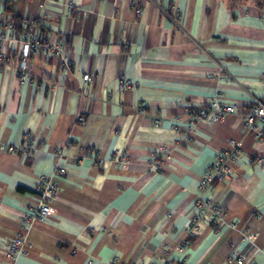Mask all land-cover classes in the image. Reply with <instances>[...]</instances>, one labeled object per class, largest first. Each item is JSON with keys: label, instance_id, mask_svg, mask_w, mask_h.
Masks as SVG:
<instances>
[{"label": "crops", "instance_id": "crops-1", "mask_svg": "<svg viewBox=\"0 0 264 264\" xmlns=\"http://www.w3.org/2000/svg\"><path fill=\"white\" fill-rule=\"evenodd\" d=\"M7 1L0 13L62 41L73 65L36 50L20 82V33L5 30L0 264H264V140L244 123L252 96L264 100V6L157 0L164 13L148 0ZM121 77L132 86L121 89ZM213 98L235 111L191 124L189 110ZM235 149L234 174L201 190L215 155ZM41 175L57 191L37 221ZM199 197L224 214L186 236ZM17 234L23 249L9 260L4 245Z\"/></svg>", "mask_w": 264, "mask_h": 264}, {"label": "built area", "instance_id": "built-area-1", "mask_svg": "<svg viewBox=\"0 0 264 264\" xmlns=\"http://www.w3.org/2000/svg\"><path fill=\"white\" fill-rule=\"evenodd\" d=\"M11 2H16L19 0H10ZM150 3L157 6V8L166 13L165 9L160 6L157 0H148ZM139 13V10H137ZM176 16V15H175ZM174 22H177L176 18L171 16ZM178 19V18H177ZM179 20V19H178ZM264 20V19H263ZM264 24V21H263ZM17 29L20 33V41L22 47L19 52V59L17 64L14 66V70L17 78L20 82H24L30 77L29 63L28 59L30 55L36 51L40 50L44 53L51 54L58 60L59 67L62 70L70 71L72 69V62L68 57L64 44L60 40H51L49 37H42L35 29L34 24L29 19H21L18 22V26L14 24L11 16L6 13H0V49L2 48V42L5 40V30L7 29ZM199 50L197 45H192ZM11 67L9 61V56L6 52L0 50V70L8 69ZM264 81V73L261 76ZM84 82L92 81L93 77L84 73L82 75ZM132 86V83L121 77L119 79V87L121 89ZM252 106L245 113L244 123L247 129L254 134L258 139L264 140V100L252 96L251 98ZM190 122H194L201 118H206L210 116V120H220L226 114L233 113L235 111L234 106L225 105L216 99L209 100L204 106H199L196 108H191L190 110ZM261 121V125L257 122ZM156 125L159 124L157 121ZM193 125L191 126V128ZM190 131V130H189ZM231 143H234L233 141ZM32 146L30 139H27V148ZM238 156V150H231L223 153H218L215 155L214 160L210 168L206 171L201 180L200 189L204 190L212 186L216 182L224 183L227 177L234 174V169L232 162H235ZM36 191L41 196L42 200L34 213V219L37 221H43L47 216L50 215V198L56 194L57 187L50 178L45 175H41L36 179ZM197 215L193 218L191 224L186 229V236L196 234L200 230L199 221L204 220L211 223L215 227L218 222L222 219L224 210L220 205L212 200L211 198L199 199L196 202ZM23 249V239L21 235L17 234L14 238L8 240L3 249L5 257L9 260H13L14 257ZM183 249V247H182ZM231 257H237L235 253ZM237 261L242 263L241 258L237 257Z\"/></svg>", "mask_w": 264, "mask_h": 264}, {"label": "trees", "instance_id": "trees-1", "mask_svg": "<svg viewBox=\"0 0 264 264\" xmlns=\"http://www.w3.org/2000/svg\"><path fill=\"white\" fill-rule=\"evenodd\" d=\"M260 5H262V6H264V0H256ZM7 3H11V1H7ZM10 10L8 9V12H9ZM12 20L14 21V24L16 25V27L18 26V22L21 20V19H19V18H16V17H14L13 15H12Z\"/></svg>", "mask_w": 264, "mask_h": 264}]
</instances>
